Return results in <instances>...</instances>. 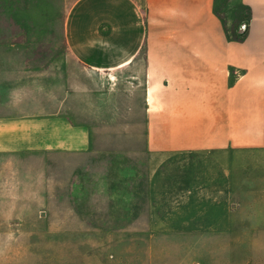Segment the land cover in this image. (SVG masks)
<instances>
[{
  "label": "crops",
  "instance_id": "crops-1",
  "mask_svg": "<svg viewBox=\"0 0 264 264\" xmlns=\"http://www.w3.org/2000/svg\"><path fill=\"white\" fill-rule=\"evenodd\" d=\"M25 1L27 10L8 7L18 21L0 37V239L190 237L130 224L128 208L161 220L174 213L170 200L106 198L104 186L106 197L81 198L80 155L96 154L79 118L81 68L85 78L131 70L144 80L151 165L251 151V264H264V0H72L69 53L39 55L25 32L47 30V0ZM113 207L119 227L81 235V222Z\"/></svg>",
  "mask_w": 264,
  "mask_h": 264
},
{
  "label": "rangeland",
  "instance_id": "rangeland-1",
  "mask_svg": "<svg viewBox=\"0 0 264 264\" xmlns=\"http://www.w3.org/2000/svg\"><path fill=\"white\" fill-rule=\"evenodd\" d=\"M25 2L0 0V37H7L8 25L18 21L8 7L27 10ZM71 2L47 0L44 36L25 32L37 39L33 54L69 53L62 25ZM39 39L47 43L40 46ZM85 74L81 68L79 118L91 124L96 154L80 155L81 198L106 197L97 190L104 186L106 198L170 200L174 213L161 220L146 222L139 213L147 207L128 208L133 210L130 224L141 230L151 226L154 234L187 228L192 234L167 239H0V264H187L188 259L191 264H251V151L181 153L155 167L145 148L144 80L131 70ZM111 209V217L92 215L81 222V235L105 234L87 232L93 228L119 227L122 208ZM83 219L88 217L83 214Z\"/></svg>",
  "mask_w": 264,
  "mask_h": 264
}]
</instances>
